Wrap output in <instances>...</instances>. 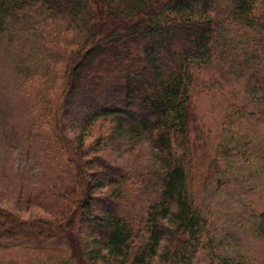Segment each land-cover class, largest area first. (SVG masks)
I'll use <instances>...</instances> for the list:
<instances>
[{
  "label": "trees",
  "instance_id": "16d2710c",
  "mask_svg": "<svg viewBox=\"0 0 264 264\" xmlns=\"http://www.w3.org/2000/svg\"><path fill=\"white\" fill-rule=\"evenodd\" d=\"M37 17L66 20L85 35L66 57L59 120L54 115L71 208L67 220L52 226L0 211V251L33 249L48 234L53 238L54 228L56 238H71L73 264L99 261L101 248L107 264H153L156 257L162 264H241L214 250L211 211L191 192L203 135L195 101L230 79L244 93L227 98L232 122L264 112V0H0V38ZM105 120L112 129L90 146L65 133L67 123L88 128ZM124 130L158 150V170L101 157ZM242 149L230 142L223 153L228 163ZM219 170L213 165L201 176V192ZM105 188L112 191L98 192ZM172 216L173 228L163 223ZM253 226L264 239V213ZM83 236L93 244L89 252Z\"/></svg>",
  "mask_w": 264,
  "mask_h": 264
},
{
  "label": "rangeland",
  "instance_id": "374dc122",
  "mask_svg": "<svg viewBox=\"0 0 264 264\" xmlns=\"http://www.w3.org/2000/svg\"><path fill=\"white\" fill-rule=\"evenodd\" d=\"M84 38V33L66 20L45 17L23 22L0 38V211L29 225L52 226L67 220L70 213L71 198L64 195L70 177L60 171L57 162L65 155L54 142V115L62 103L66 57ZM221 82L196 97L198 129L203 135L201 151L195 150L200 167L196 168L191 192L200 194V201L211 211V235L218 254L241 264H264V239L253 231L254 222L264 213V112L232 122L227 98L233 92L238 96L244 93L239 90L240 83L230 79ZM59 116L60 112L57 120ZM113 125L110 120L88 128L67 123L65 133L76 145L84 141L90 146ZM62 127L64 131V124ZM230 142L241 149L249 145L247 150L242 149L243 155L234 156L231 164L223 154ZM101 157L135 170L161 167L158 150L145 137L129 130L116 133ZM213 165L220 170L201 192V176ZM111 191L105 188L98 192ZM172 218L163 223L173 228ZM54 231L53 238L52 233L46 235L43 241L35 242L33 249L0 251V264H73L68 247L71 238H56ZM81 240L84 251L89 252L93 247L90 239L83 236ZM168 241L166 236L158 255ZM99 251V261L90 258L92 264H107L108 250ZM161 259L156 257L153 264H162Z\"/></svg>",
  "mask_w": 264,
  "mask_h": 264
}]
</instances>
